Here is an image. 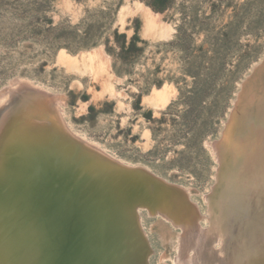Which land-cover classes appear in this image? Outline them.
I'll list each match as a JSON object with an SVG mask.
<instances>
[{"label": "rangeland", "instance_id": "rangeland-1", "mask_svg": "<svg viewBox=\"0 0 264 264\" xmlns=\"http://www.w3.org/2000/svg\"><path fill=\"white\" fill-rule=\"evenodd\" d=\"M18 79L60 96L76 133L189 189L206 215L211 144L264 131V0H0V92ZM141 215L150 264H175L182 230Z\"/></svg>", "mask_w": 264, "mask_h": 264}, {"label": "bare ground", "instance_id": "bare-ground-1", "mask_svg": "<svg viewBox=\"0 0 264 264\" xmlns=\"http://www.w3.org/2000/svg\"><path fill=\"white\" fill-rule=\"evenodd\" d=\"M103 56L107 57L105 53ZM17 141L22 145L29 142L26 148L30 146L40 158L41 151L48 153L52 149L54 154L50 156V162L59 157V168L54 173L62 172L63 180L68 176L70 164L76 166L81 159L84 160L79 169H86L87 179L93 178L95 183L115 181L122 185L120 175L132 177L129 182L134 184L135 190L125 202L128 206L125 205V210L129 212L127 224L135 226L130 234L135 235L136 249L126 264H150L153 250L143 228L142 211H147L150 216H160L182 230L175 264H248L250 250L264 248V131L259 132L256 127L234 142L229 136L211 144L220 164L219 185L214 187L216 192L212 198L206 197L209 205L206 215L192 201L189 189L171 183L145 167L126 164L76 133L65 118L60 96L19 79L0 92V163L4 159L3 153ZM77 171L75 168L76 183L80 180ZM223 191L232 197L236 194V197L223 198L219 194ZM228 206L233 213L228 212ZM92 212L96 213L97 209ZM204 219L208 222L207 227L202 225ZM114 226L118 229L121 224ZM6 229L5 225L4 231Z\"/></svg>", "mask_w": 264, "mask_h": 264}, {"label": "water", "instance_id": "water-1", "mask_svg": "<svg viewBox=\"0 0 264 264\" xmlns=\"http://www.w3.org/2000/svg\"><path fill=\"white\" fill-rule=\"evenodd\" d=\"M27 144L12 143L0 163L1 264H126L136 249L125 210L135 190L132 177L120 175L122 185L95 183L79 169L81 159L63 180L62 172L54 173L59 157L49 159L54 151H41L40 158ZM260 247L250 250L248 264H264Z\"/></svg>", "mask_w": 264, "mask_h": 264}, {"label": "trees", "instance_id": "trees-1", "mask_svg": "<svg viewBox=\"0 0 264 264\" xmlns=\"http://www.w3.org/2000/svg\"><path fill=\"white\" fill-rule=\"evenodd\" d=\"M170 0H154V9L162 10L169 3Z\"/></svg>", "mask_w": 264, "mask_h": 264}]
</instances>
